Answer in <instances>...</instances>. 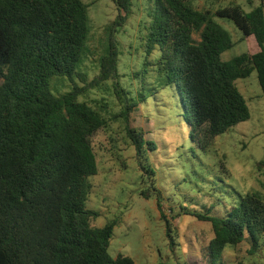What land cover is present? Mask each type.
Returning a JSON list of instances; mask_svg holds the SVG:
<instances>
[{"label": "trees", "instance_id": "trees-1", "mask_svg": "<svg viewBox=\"0 0 264 264\" xmlns=\"http://www.w3.org/2000/svg\"><path fill=\"white\" fill-rule=\"evenodd\" d=\"M196 1L153 0L145 66L158 53L160 86L179 93L192 139L207 149L251 118L238 80L257 72L264 97V0L250 12L240 5L200 11ZM117 6L119 15L106 29L99 76L56 95L55 77L85 80L79 66L87 49L89 7L82 0H0V264H135L108 252L118 220L99 228L93 225L99 214L87 207L91 178L99 173L92 139L108 121L81 96L111 81L122 106L116 117L125 121L137 157L157 149L130 119L146 97L131 98L121 84L117 35L132 0H117ZM216 17L233 21L242 41L254 37L260 51L224 61L236 42ZM158 208L167 220L160 202ZM185 214L211 223L214 232L206 255L190 256V264H218L226 247L239 245L246 235L250 254L260 248L264 196L259 192L243 196L226 218Z\"/></svg>", "mask_w": 264, "mask_h": 264}, {"label": "rangeland", "instance_id": "rangeland-1", "mask_svg": "<svg viewBox=\"0 0 264 264\" xmlns=\"http://www.w3.org/2000/svg\"><path fill=\"white\" fill-rule=\"evenodd\" d=\"M88 8L86 54L73 80L55 77L51 88L56 95L84 87L100 74L101 59L107 53L106 29L119 15L117 0H82ZM261 0H200L197 10H216L240 5L246 12ZM132 11L119 29L121 52L118 73L130 97L146 99L130 119L145 132L146 141L157 149H148L138 158L119 117L112 82L86 92L80 101L102 112L108 126L92 141L99 160V173L91 178L93 191L88 209L99 214L93 225L101 228L118 220L108 249L114 258L133 259L135 264H190V256L206 255L214 238L212 224L185 214H203L226 218L229 211L248 193L264 196V97L257 72L237 81L250 109L251 118L218 136L207 148L192 139L191 127L184 118L179 93L173 87L162 88L155 71L158 53L147 59L145 40L151 23L153 0H132ZM215 20L230 32L236 45L223 54L230 61L243 54H255L260 48L254 37L241 40L243 33L233 21ZM196 42L199 35H194ZM158 202L162 206L161 217ZM169 224V226H168ZM170 229V236H168ZM252 241L246 235L239 245H228L218 264H264V237L260 248L250 254Z\"/></svg>", "mask_w": 264, "mask_h": 264}]
</instances>
